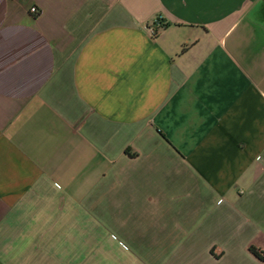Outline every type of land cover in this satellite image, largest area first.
Listing matches in <instances>:
<instances>
[{"label":"crops","instance_id":"0c3cea01","mask_svg":"<svg viewBox=\"0 0 264 264\" xmlns=\"http://www.w3.org/2000/svg\"><path fill=\"white\" fill-rule=\"evenodd\" d=\"M251 248L264 0H0V264H264Z\"/></svg>","mask_w":264,"mask_h":264},{"label":"trees","instance_id":"16d2710c","mask_svg":"<svg viewBox=\"0 0 264 264\" xmlns=\"http://www.w3.org/2000/svg\"><path fill=\"white\" fill-rule=\"evenodd\" d=\"M155 25H159V26H161V27H163V28H166V27H168L170 24H169V23H166V24H165V22H164L163 20L159 19V20H157V22L155 23ZM250 251H251V252L255 255V257H257L258 259H260V260H264V258L260 255V253H259L255 248H251Z\"/></svg>","mask_w":264,"mask_h":264},{"label":"built area","instance_id":"2783aa9c","mask_svg":"<svg viewBox=\"0 0 264 264\" xmlns=\"http://www.w3.org/2000/svg\"><path fill=\"white\" fill-rule=\"evenodd\" d=\"M31 12L33 13V14H38V9L37 8H32L31 9ZM150 31H151V33L154 35L155 33H156V30L154 29V28H150Z\"/></svg>","mask_w":264,"mask_h":264}]
</instances>
